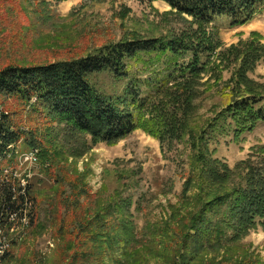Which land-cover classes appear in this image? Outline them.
Listing matches in <instances>:
<instances>
[{
  "label": "rangeland",
  "instance_id": "obj_1",
  "mask_svg": "<svg viewBox=\"0 0 264 264\" xmlns=\"http://www.w3.org/2000/svg\"><path fill=\"white\" fill-rule=\"evenodd\" d=\"M190 21L163 1L0 0V67L74 59L121 40L171 39L190 28L194 31L196 24ZM207 30L219 45V56H210V61L217 64L211 71H220V82L215 84L217 79L207 74L202 81L209 79L212 87L207 88L208 82L198 86L202 94L196 115L190 118L194 130L223 105L215 93L217 85L230 83L243 69L242 55L251 43L264 45V11L236 26L228 17L218 16ZM189 60V53H183L176 64L166 56L159 61L154 53H141L126 61L125 71H132L127 77L117 79L111 72H100L88 80L100 94L113 99L132 83L152 111L163 109L170 115L177 111L180 117L184 106L170 100L172 89L156 97L138 81L148 77L147 71H178ZM244 69L246 78L264 84V59ZM33 103L34 99L24 105L0 95V114L16 134L9 143L12 153L51 147L50 158L17 160L13 175L21 183L29 180L31 208L26 219L11 230L0 229V239L9 244L0 264H181L182 259L187 264H264L261 224L241 234L235 232L236 239L232 229H225L227 242L218 248L203 245L195 250L192 240H182V229L170 218L184 200L182 191L190 171L186 136L161 143L137 129L115 144L93 145L86 137L85 145L67 135L66 126L48 118L44 109L35 110ZM258 145H264V122L240 140L230 133L210 140L213 157L230 169L250 157ZM118 193L122 199L130 198V205L125 215L106 220ZM98 213L100 217H94ZM120 216L131 223V242H123L125 227L119 223ZM184 248L190 249V255Z\"/></svg>",
  "mask_w": 264,
  "mask_h": 264
},
{
  "label": "trees",
  "instance_id": "obj_2",
  "mask_svg": "<svg viewBox=\"0 0 264 264\" xmlns=\"http://www.w3.org/2000/svg\"><path fill=\"white\" fill-rule=\"evenodd\" d=\"M147 1H163L170 10L190 17L197 28L194 31L190 28L188 33L171 39L121 40L69 60L29 65L7 63L0 67V95L12 97L24 105L34 99L35 110L44 109L48 118L66 126L67 135L79 138L85 145L86 137L93 145L99 142L115 144L137 129L161 143L167 138L174 140L186 136L191 151L190 171L182 191L184 200L170 220L182 229V240L193 241L195 250L203 245L218 248L227 242L223 236L225 229H232L233 239H236L235 232L241 234L257 225L264 226V145L256 146L250 157L237 162L232 169L213 157L215 151L210 150L214 135L230 133L233 139L240 140L245 132L264 122V84L246 78L244 69L264 59V45L251 43L242 55L243 69L236 72L230 83L217 85L215 93L223 105L213 111L202 127L192 129L190 118L196 115V102L202 94L198 86L208 82L207 88L212 87L209 79L202 81L203 77L213 74L217 79L214 83L220 82V71H211L214 63L210 56H219V45L207 30L213 19L224 16L230 19L232 26L244 25L264 11V0ZM141 53H154L159 61L166 56L175 64L183 53H189L190 60L178 71H147L148 77L138 81L156 97L172 89L170 100L184 106L180 117L177 111L171 115L163 109L152 111L132 83L126 85L121 96L113 99L100 94L89 82L91 74L100 72H111L117 79L127 77L132 71H125L126 61ZM8 126L6 116L0 114V150L15 140L16 134L10 132ZM30 144L35 145V142ZM50 149L41 150L39 156L50 158ZM119 194L111 200L106 220L126 214L131 199H122ZM11 195L10 187L3 190L5 201L2 203H7L8 211L16 207L10 202ZM187 203L191 206L185 205ZM94 217L99 218V213ZM119 223L125 227L123 242L133 241L131 223L125 222L123 216ZM184 250L190 255V249ZM187 263L182 259L181 264Z\"/></svg>",
  "mask_w": 264,
  "mask_h": 264
},
{
  "label": "built area",
  "instance_id": "obj_3",
  "mask_svg": "<svg viewBox=\"0 0 264 264\" xmlns=\"http://www.w3.org/2000/svg\"><path fill=\"white\" fill-rule=\"evenodd\" d=\"M12 149L11 145L8 144L5 148L0 150V229L10 230L17 222L26 219L31 208L29 180L27 183H21L16 181V177L13 175L14 171L18 168L17 160L20 158L37 160L36 156L39 157V152L36 150L17 151L16 154H13ZM15 183H17L18 186H15ZM9 187L12 191L10 202L16 205L15 209L9 208L10 211H8L7 203H2V200H4L2 196L3 190L5 188L9 189ZM4 240L5 238L0 239V256H3L2 253L9 247V244Z\"/></svg>",
  "mask_w": 264,
  "mask_h": 264
}]
</instances>
